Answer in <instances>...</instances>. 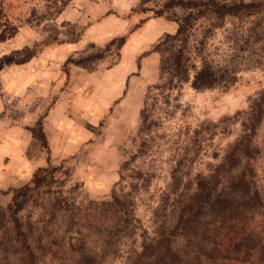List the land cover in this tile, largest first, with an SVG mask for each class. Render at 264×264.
I'll list each match as a JSON object with an SVG mask.
<instances>
[{"label":"rangeland","instance_id":"374dc122","mask_svg":"<svg viewBox=\"0 0 264 264\" xmlns=\"http://www.w3.org/2000/svg\"><path fill=\"white\" fill-rule=\"evenodd\" d=\"M139 3L0 0V30L17 28L0 40V57L41 44L29 61L0 69V264H148L150 257L140 256L143 243L162 225L183 264H264L256 254L246 261L211 260L205 251L219 231L215 217L206 213L198 231L185 234L173 206L162 207L161 199L174 171L184 177L182 188H194L198 174L213 173L245 133L247 112L264 91V10L227 16L211 33L214 58L238 66L236 81L227 88L196 90L185 83L163 94L153 89L146 130L141 110L150 87L161 83L156 46L178 23L171 11L137 12ZM202 24L208 22L199 20L197 34ZM48 29H58L57 42L42 43ZM42 132L48 146L35 138ZM145 143L150 149L142 152ZM253 146V156H243L219 179L216 193L231 174L254 168L264 197V116ZM40 167L47 169L38 184ZM26 185L31 190L19 198L18 217L35 256L9 211ZM239 217L237 230L246 224L261 231L264 203Z\"/></svg>","mask_w":264,"mask_h":264},{"label":"trees","instance_id":"16d2710c","mask_svg":"<svg viewBox=\"0 0 264 264\" xmlns=\"http://www.w3.org/2000/svg\"><path fill=\"white\" fill-rule=\"evenodd\" d=\"M154 1L159 7L154 8L148 5ZM68 1H64V5ZM181 9L183 13L177 15L174 10ZM139 13L152 11L156 16H161L171 11L169 17L178 23L175 33H168L156 46L161 53L160 81L161 83L150 87L146 95L144 107L141 110L142 128L146 129L151 124V109L153 103L149 99H156V94L152 91L158 89L163 94L167 90L180 89L185 83H189L196 90L212 89L216 87H229L237 79L238 66L230 61L224 60L218 63L214 58V52L209 48V39L212 31L216 27H223L227 16L242 14H253L264 10V0L257 1H232V0H140L139 5L134 9ZM60 13V11L56 12ZM205 19L208 24H202L203 28L197 34V24L199 20ZM2 23L0 22V26ZM13 31L8 33L6 29L0 30V40H6L17 28L12 26ZM9 28V29H10ZM48 38L42 43H50L59 40L58 29L50 31ZM51 32V34H50ZM122 38L125 43L126 38ZM109 43L108 46H110ZM40 43H35L34 47H25L14 50L11 53L0 57V69L12 63H25L36 55L40 48ZM247 120L243 133L226 151L223 160L210 175L198 174L194 184L187 188H182L184 177L179 171L172 173V182L167 191L162 196V207L169 204L173 206V212L177 213L178 226L185 234L198 231L201 220L206 213L215 217L217 230L211 238L213 247L205 251L211 260L220 262L228 260L246 261L256 254L264 262V225L261 231H255L244 224L241 230H237L240 214L245 215L248 211H255L264 203L262 191L259 189L255 169L250 172L246 170L228 177V184L219 193H216V186L219 179L226 172H233L243 156H253V133L257 129V124L264 116V91L260 97L256 98L247 112ZM150 122V123H149ZM247 129V130H246ZM43 131V128L41 127ZM35 134V132H34ZM42 145L48 146L47 138L42 132V136L35 137ZM150 145L144 144L142 152H147ZM126 163L122 165V169ZM47 169L40 167L36 172L33 182L40 183L42 178L39 174ZM55 167L50 162V176ZM177 170V169H176ZM231 170V171H230ZM123 172V171H121ZM38 176V177H37ZM31 190L29 185L16 191L13 202L9 206L10 215L15 223L18 236L22 239L24 246L28 249L30 256H35L32 247L28 242L22 223L18 217L19 211L23 208V201L19 198L25 197ZM114 199L119 201V196L114 193ZM172 200V203H170ZM241 220V221H240ZM155 230V236L150 241H144L140 256L150 257L148 264H183L180 254L169 246L165 238V226ZM208 229V227H206ZM226 230L225 233L223 231ZM233 232V234H231ZM147 240V239H145ZM232 254H231V253ZM200 256L197 255V257ZM200 258V257H198Z\"/></svg>","mask_w":264,"mask_h":264}]
</instances>
